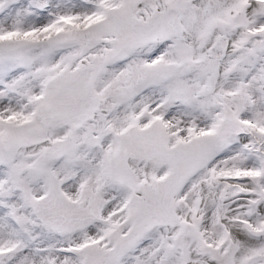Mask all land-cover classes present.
<instances>
[{
  "label": "snow or ice",
  "instance_id": "snow-or-ice-1",
  "mask_svg": "<svg viewBox=\"0 0 264 264\" xmlns=\"http://www.w3.org/2000/svg\"><path fill=\"white\" fill-rule=\"evenodd\" d=\"M0 264H264V0H0Z\"/></svg>",
  "mask_w": 264,
  "mask_h": 264
}]
</instances>
